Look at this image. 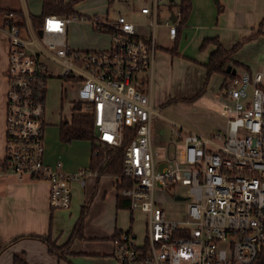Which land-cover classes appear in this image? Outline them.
Listing matches in <instances>:
<instances>
[{"label":"built area","instance_id":"2783aa9c","mask_svg":"<svg viewBox=\"0 0 264 264\" xmlns=\"http://www.w3.org/2000/svg\"><path fill=\"white\" fill-rule=\"evenodd\" d=\"M152 33L136 31L126 16L105 21L111 28L106 50L73 49L68 27L82 15L48 14L35 28L25 15L24 26L4 29L9 37L6 96V146L0 173L44 179L50 184L53 209H68L76 174L44 161L46 97L52 70L61 66L70 87H76L78 111L93 116L100 146H123V176L131 186L132 211L145 213V236L132 230L115 237L114 256L120 264H264V69L237 71L224 85L228 114L224 133L203 136L185 130L184 147L156 161L152 119L153 66L157 51L159 0L143 6ZM181 12L178 11L180 17ZM96 25L100 18H91ZM169 34L177 25L170 20ZM129 138L123 145L124 138ZM105 154L99 148L94 156ZM163 166L161 167V165ZM84 183V180L81 179ZM184 186L188 194L177 192ZM188 201L184 216L170 219L159 194ZM183 199H177L176 196Z\"/></svg>","mask_w":264,"mask_h":264},{"label":"crops","instance_id":"0c3cea01","mask_svg":"<svg viewBox=\"0 0 264 264\" xmlns=\"http://www.w3.org/2000/svg\"><path fill=\"white\" fill-rule=\"evenodd\" d=\"M75 1L79 2V0ZM190 1L191 11L183 26L179 24V6L175 5L174 0H170L165 8L159 4L158 25L162 23L160 27L164 28L163 34H166L169 40L162 43L156 37L157 51L152 72V100L160 106L173 99H191L202 89L207 75L204 63L208 61L210 53L217 47L215 43H209L201 48L206 38H217L223 47L231 49L253 32L261 30L254 38L247 40L233 54L232 59L242 64L238 71L264 69V0H220L223 4L220 11L214 0ZM36 2L40 3L39 10L30 11V5ZM42 5L43 0H19L13 4L8 0L0 1V6L22 9L29 18L31 15H41ZM148 5L144 4L136 12L133 11V14L147 20L146 26H138L132 21L136 31L146 37L151 35L152 28L149 27L148 15L141 12V8ZM77 13L85 19H77L70 23L67 41L69 32H75L79 28H83L86 33H93L95 37V32L89 31L97 29L91 22V17L82 12ZM173 14L176 17L174 22ZM119 15H124L129 19V15L120 12L115 18L107 16L100 18V21H115ZM168 20L179 24L174 38L169 34V26L166 25ZM4 35L6 38L0 42V158L4 156L6 146L7 78L5 72L8 65L9 37H7L8 34ZM98 36L96 34V37ZM179 38L184 39L183 44L180 49L177 47V54H172L167 49L178 42ZM97 41V39L94 40V42ZM109 42L111 44V39ZM101 43L102 41L95 44V47ZM260 44L262 47H259ZM254 47H258V50L249 49ZM48 64L52 70V77L56 76L64 80L61 66L53 60H48ZM251 65H256L257 68L252 69ZM55 67L59 69L57 73ZM212 77L223 81V76L219 73H213L210 78ZM63 90L67 91L66 88ZM71 114L72 111L70 117ZM65 118L62 116L61 120ZM61 120L56 123L57 129ZM46 127L47 121L45 133ZM46 140L48 141V138ZM46 140L44 136V145ZM73 141L65 142L66 145L62 147L74 153L76 161L70 162V159L66 158V163L63 162V169L76 174L82 168L91 167L93 149L88 140L81 141L90 142V148L84 144L81 146L73 144ZM58 157L61 158V155L59 154ZM58 157H56V152L52 153L51 150L45 149L44 161L47 164L55 165L60 161ZM71 189V206L68 209H53L49 203L50 184L47 180L0 173V264H14L16 254H22L26 264H74L71 258L73 254L94 256L97 264H103L105 261L119 264L114 260L116 259L114 258L115 234L119 231L132 230V227H128L127 224L125 226L119 224V213L130 209L128 206H119V204L125 199L129 200V196L118 189L115 175L99 173L96 170L74 178L71 182ZM85 205L87 213L83 224V236L71 242L69 248L63 251V257L49 251L48 245L40 238L50 237L57 246H63L70 239L75 223ZM132 214L133 211L131 221H133Z\"/></svg>","mask_w":264,"mask_h":264},{"label":"rangeland","instance_id":"374dc122","mask_svg":"<svg viewBox=\"0 0 264 264\" xmlns=\"http://www.w3.org/2000/svg\"><path fill=\"white\" fill-rule=\"evenodd\" d=\"M0 1L3 2L5 0ZM69 1L73 2V8L76 12L85 13L88 17L105 18L108 16L110 18H115L120 12H123L129 15V19L138 26H146L145 24L147 20L145 18H140L135 15V13L133 14V11L136 12V10L144 4L151 5L152 3V0H79L77 3L75 0ZM8 2H12L13 4L19 2V0H8ZM180 2L181 0H174L175 5ZM169 3L170 0H159V4L160 6H163V8ZM39 6L40 3L37 2L34 5H30V11H38ZM120 7L125 9H118ZM162 21L164 22V20ZM161 24L162 23L156 27L155 35L157 40L163 43L164 41L169 40L167 39L166 34H163L164 28L160 27ZM176 25L179 24L176 23ZM149 27L152 28L150 25ZM89 31L95 32V37L93 33H86L83 28H79L75 30V32L70 31L68 35L69 46L81 51L106 50L110 48L111 45L109 41L111 38L108 32L99 31L97 29H90ZM4 34L7 35L5 30L0 28V42L2 39L6 38L4 37ZM96 34L99 36L96 37ZM96 39L98 41L94 42ZM101 41V45H96L97 47H95V44H99ZM183 41V38L178 39V49L181 48ZM259 47H262V44H260ZM249 49H255V51H257L258 47ZM232 66V72H237L239 66ZM254 67L257 68L256 65H251L252 69H255ZM54 69L56 73L59 70L56 67ZM221 80H215L213 77L210 78L205 92L196 99H168L169 101L166 100L167 102L161 106L158 103H153L154 106L159 109V114L153 116L151 129L152 145L156 153V161L166 160L168 151L174 152L175 149L177 151L183 149L184 143L182 138L185 135L186 129L203 136L224 133L228 114L224 107L225 99L223 93L225 89L222 87ZM63 88H66L67 91L65 92ZM76 98V87H70V84L56 76L49 78L46 97L47 127L45 133V140L48 138V141H45V149L47 151L51 150L52 153L56 152V157L60 154L61 158L58 157V159H60L62 163H66V158H69L70 162L76 161V155L62 147V145L66 144L61 141L58 135L56 123L61 120L62 116L66 118L70 117ZM73 142V144H80V146L81 144H84V146L90 148V142L81 140H75ZM106 147L107 146H99V150L102 152ZM55 165L51 166L54 167ZM162 166L163 164L161 167ZM176 190L177 192L188 194V190L184 186H179ZM172 193L173 192H169V195L159 194V197L161 205L165 208L166 216L170 219H178L181 216H184L183 212L188 201H177L171 196ZM131 212L130 209L121 211L118 216V221L120 225L125 226L127 224L128 227L131 226L132 231L137 235L138 242H141L145 236V214L140 210L133 211V221H131ZM71 258L74 264H97L95 257L90 255L73 254ZM114 260L119 263L117 259ZM103 264L111 263L105 261Z\"/></svg>","mask_w":264,"mask_h":264},{"label":"trees","instance_id":"16d2710c","mask_svg":"<svg viewBox=\"0 0 264 264\" xmlns=\"http://www.w3.org/2000/svg\"><path fill=\"white\" fill-rule=\"evenodd\" d=\"M215 4L218 7V11L223 8V4L220 0H214ZM181 15L179 17V24L183 25L190 14L191 11V1L190 0H181L178 4ZM43 10L41 15H31L30 19L35 28H39L42 25L45 15L48 14H58V15H79L73 8L72 1L65 0H43ZM3 13V14H2ZM264 21V20H263ZM263 23V22H262ZM26 24L25 14L22 9H10L3 6H0V28L11 27L14 25L24 26ZM262 25V24H261ZM96 28L100 31H111V28L105 22L96 23ZM261 30L253 32L245 40L235 44L231 49L223 47L217 38H206L201 44V48L206 47L209 43H215L217 45L216 49L210 53L209 59L204 66L207 68V75L205 83L202 89L196 94L193 98L195 99L201 95L206 90L209 78L213 73H219L223 76L222 87L226 84V81L229 77L232 76L231 72L227 71V67L230 64L242 66L238 61L232 59L233 54L238 51L242 45L249 39L254 38L258 35ZM178 42H175L172 47L168 48L172 54H177ZM81 108V104L74 102L72 107V114L69 119H63L58 125L59 137L63 142H71L73 140H88L92 144V149L99 148V144L96 141L93 130V116L87 112L78 111ZM129 138H124L123 145L128 143ZM105 154L100 156L92 155L91 160V169L96 170L99 173H109L115 175L116 185L119 190L131 186V182L123 176V146L120 147H111L107 146L105 148ZM122 200V198H121ZM119 206L129 207V200L121 201ZM87 213V206H83L81 214L77 219L73 231L71 233L70 239L63 245L57 246L56 243L50 238H40L42 239L49 247V251L56 253L60 257H63V251L69 248L71 242L79 237L83 236V224L85 215ZM121 231L115 234V237L120 234ZM22 254H16L14 256V264H26V261L22 258Z\"/></svg>","mask_w":264,"mask_h":264},{"label":"water","instance_id":"95a60500","mask_svg":"<svg viewBox=\"0 0 264 264\" xmlns=\"http://www.w3.org/2000/svg\"><path fill=\"white\" fill-rule=\"evenodd\" d=\"M173 15H174V14H173ZM172 20H173V22L176 21V17H175V15H174V18H172ZM232 69H233V66H232V65H229V66L227 67V71H228V72H231L232 74H234V73L232 72ZM176 198H177V199H183V197H181V196H179V195L176 196Z\"/></svg>","mask_w":264,"mask_h":264}]
</instances>
